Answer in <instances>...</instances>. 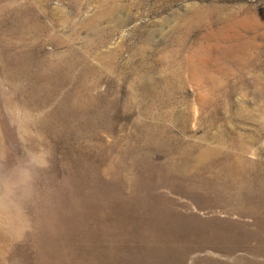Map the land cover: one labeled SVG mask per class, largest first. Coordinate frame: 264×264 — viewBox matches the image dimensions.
<instances>
[{"label": "rangeland", "instance_id": "obj_1", "mask_svg": "<svg viewBox=\"0 0 264 264\" xmlns=\"http://www.w3.org/2000/svg\"><path fill=\"white\" fill-rule=\"evenodd\" d=\"M0 264H264V0H0Z\"/></svg>", "mask_w": 264, "mask_h": 264}]
</instances>
